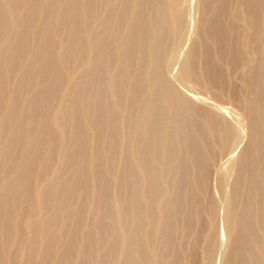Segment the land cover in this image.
Instances as JSON below:
<instances>
[{
    "label": "rangeland",
    "instance_id": "obj_1",
    "mask_svg": "<svg viewBox=\"0 0 264 264\" xmlns=\"http://www.w3.org/2000/svg\"><path fill=\"white\" fill-rule=\"evenodd\" d=\"M99 1L95 0L98 8ZM129 1L126 16L133 13V0ZM183 4V42L166 77L198 108L209 110L212 121L228 124L238 138L223 148L226 139L209 134L207 142H201V156L214 158L206 165L207 171L198 169L197 178L193 176L197 172L193 158L188 160L183 193L191 192L192 198L185 199L176 213L170 240L159 245L164 248L161 261L232 264L225 257L235 238L224 222L225 190L229 187L221 183L220 172L226 166L225 156L240 154L250 139V84L243 73L254 60L251 46L235 31L245 32L246 23L234 17V11L248 2L185 0ZM86 7L87 0H0V264L117 263L118 249L110 244L116 238L118 218L114 214L124 193L114 179L126 156L122 145L133 115L115 103L121 98L122 105H127L131 79L126 78L119 94L112 89V79L117 69L114 64L121 59L115 39L121 38L117 36L128 20L113 23L107 33L103 83L99 86L102 99L97 100V79L83 73L100 64V59L90 63L85 57L89 48ZM74 16H78L77 23ZM8 17L13 22H6ZM78 34L80 38H76ZM249 34L246 31L247 39ZM192 45L197 75L195 85L189 86L177 72ZM85 79L87 89L74 94V84ZM75 104L88 144L83 155H75L72 147ZM110 106L120 133L108 153ZM227 177L230 180L231 176ZM211 203L215 232L207 214ZM208 243L213 248L210 260Z\"/></svg>",
    "mask_w": 264,
    "mask_h": 264
},
{
    "label": "bare ground",
    "instance_id": "obj_2",
    "mask_svg": "<svg viewBox=\"0 0 264 264\" xmlns=\"http://www.w3.org/2000/svg\"><path fill=\"white\" fill-rule=\"evenodd\" d=\"M246 1V7L235 10L234 17L246 23L245 32L235 31L243 34L246 44L251 46V59L254 60V65L243 73L244 80L250 84L247 96L250 139L240 154L233 158L225 156L226 166L220 172L221 183L229 187L228 191L225 190L224 222L228 233L235 236L225 257L232 264H264V2ZM184 2L133 0V13L126 16L129 0H101L99 8L95 0H87L89 48L85 57L90 63L100 59V64L87 68L83 73L87 78L97 79V100L102 99L99 86L103 83L105 58L102 52L107 47V33L113 23H123L125 18L128 20L117 36L121 38L115 39V51L121 59L114 64L117 69L112 79V89L117 94L126 78L131 79L127 105H122L121 98H117L115 103L123 110L127 107L133 115L122 145L126 156L114 179L116 187L124 193L117 203V214H114L118 218L116 238L110 244L118 249L116 264L172 263V260L161 261L164 248L160 249L159 245L170 240L176 213L181 210L185 199L192 198L191 192L183 193V186L188 183V160L193 158L192 164L197 168L193 176L197 178L198 169L207 171L206 165L214 158L213 155L209 159L201 156V142L206 141L209 134L223 136L226 139L223 148L232 146L238 138L228 124L212 121L209 110L198 108L166 77L171 60L183 42ZM78 21V16H74L73 22ZM6 22H13L12 17L6 18ZM246 31L250 33V39L246 38ZM195 54L192 45L181 67L178 66L179 79L189 86L196 82ZM125 66L130 68L125 70ZM86 79L74 84V94L87 89ZM107 111L110 153L112 142L120 130L113 122V107H108ZM71 114L72 125L76 129L73 153L83 155L88 144L81 130V114L76 104L72 106ZM227 176H231L230 180ZM207 212L215 232L212 203ZM206 251L210 260L211 244L206 245Z\"/></svg>",
    "mask_w": 264,
    "mask_h": 264
}]
</instances>
